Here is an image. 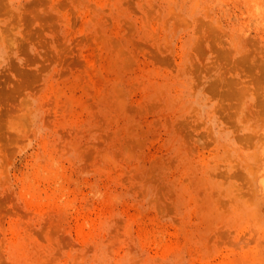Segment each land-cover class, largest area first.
Returning <instances> with one entry per match:
<instances>
[{"label":"rangeland","instance_id":"rangeland-1","mask_svg":"<svg viewBox=\"0 0 264 264\" xmlns=\"http://www.w3.org/2000/svg\"><path fill=\"white\" fill-rule=\"evenodd\" d=\"M0 264H264V0H0Z\"/></svg>","mask_w":264,"mask_h":264}]
</instances>
